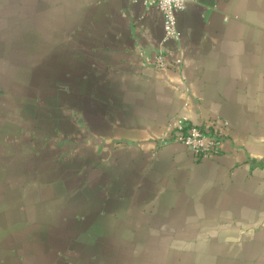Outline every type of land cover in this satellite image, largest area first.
I'll return each mask as SVG.
<instances>
[{
  "label": "crops",
  "instance_id": "crops-1",
  "mask_svg": "<svg viewBox=\"0 0 264 264\" xmlns=\"http://www.w3.org/2000/svg\"><path fill=\"white\" fill-rule=\"evenodd\" d=\"M178 29L144 67L140 2L0 0V264H264V0ZM178 115L228 122L221 153L160 144Z\"/></svg>",
  "mask_w": 264,
  "mask_h": 264
},
{
  "label": "built area",
  "instance_id": "built-area-1",
  "mask_svg": "<svg viewBox=\"0 0 264 264\" xmlns=\"http://www.w3.org/2000/svg\"><path fill=\"white\" fill-rule=\"evenodd\" d=\"M140 2L149 9L159 11L163 16L164 39L153 57H148L142 51L143 66L164 69L167 66L166 58L170 54L166 45L177 44L181 40L178 29V15L183 13L195 0H131ZM173 55L175 64L183 66V58L180 51L175 50ZM229 123L222 121L221 124L212 123L209 126L193 124L187 116L178 115L167 123V132L162 136L160 144L175 142L185 146L197 160L212 159L222 151ZM170 135V137L168 136Z\"/></svg>",
  "mask_w": 264,
  "mask_h": 264
}]
</instances>
